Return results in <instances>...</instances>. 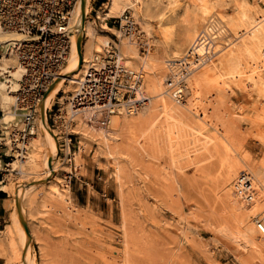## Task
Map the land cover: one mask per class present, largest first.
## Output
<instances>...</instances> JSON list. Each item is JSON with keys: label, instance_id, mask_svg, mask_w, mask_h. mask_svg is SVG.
<instances>
[{"label": "bare ground", "instance_id": "6f19581e", "mask_svg": "<svg viewBox=\"0 0 264 264\" xmlns=\"http://www.w3.org/2000/svg\"><path fill=\"white\" fill-rule=\"evenodd\" d=\"M89 1L78 0L73 12L72 51L61 76L53 82L40 104V137H31L27 144L22 141L12 146L14 155L23 156L22 152L26 150L32 173L41 168L44 171L42 177L22 183L16 189L17 210L12 213V223L0 237V248L7 246V264H17L18 260L19 264H35L32 249L35 230L25 217V204L35 201L33 192L45 184L46 179H51V184L43 194V205L48 206L49 200H54L79 211L73 205L70 180L54 181L60 168L65 172L71 170L73 160L78 168L83 167L82 153L90 143H98L113 161L118 179H122L123 174L118 157V142L122 137L156 147L164 146L173 169L183 171L204 163L213 150L215 154L224 150L223 161H227L231 153L241 150L237 139L241 133L237 116L241 115L238 110L245 108L243 103L235 107L228 104V89L232 92L248 90V95L254 97L252 107L258 112L257 120H252V128L264 129V0H184L183 25L187 29L179 41L175 40L177 25L167 23L168 12H153L149 0H108L105 3L107 10L100 15L101 26L117 33L120 42L92 25L88 17ZM166 1L170 11L176 10L183 2L157 0V5ZM127 11L144 27L140 39L108 26L110 18L122 17ZM232 38L239 41L229 43ZM22 39L20 34L7 31L0 25V52H4L0 59V109L4 111L0 128L20 127L23 122L21 113L12 108L23 70L10 49L13 42ZM112 43L119 47L125 66L142 74V91L149 101L138 112L120 109L103 122L105 125L97 126L101 121L98 113L86 111L79 114L75 118L74 130L81 135L79 148L73 151L68 147V161L61 167L57 162L60 150L57 130L49 126L47 110L66 83L79 86L89 69L100 66L97 59H101L104 45ZM142 44L148 49L145 54L141 51ZM154 44L165 48L173 46V53L164 52L160 56L153 52ZM225 46L230 48L226 50ZM216 51L220 55L214 64L210 59ZM182 83L185 84L183 90ZM180 92H185L187 98L183 95L180 98ZM63 107L70 111L69 103H63ZM75 123L68 125L62 121L60 128L69 130ZM259 132L264 140V130ZM183 160L188 165L184 166ZM4 165L0 159V170H5ZM22 172L28 171L22 169ZM256 178L251 179L250 187H242V194L236 200V227L226 220L215 223V226L234 244L236 251L249 252L253 259L264 264V234L257 225L258 219L264 216L261 214L264 213V172H257ZM2 189L7 191V185H2ZM243 201L248 203L245 210L241 207ZM124 243L125 252H128L129 239ZM47 253L46 245L41 244L43 261H46Z\"/></svg>", "mask_w": 264, "mask_h": 264}, {"label": "rangeland", "instance_id": "374dc122", "mask_svg": "<svg viewBox=\"0 0 264 264\" xmlns=\"http://www.w3.org/2000/svg\"><path fill=\"white\" fill-rule=\"evenodd\" d=\"M182 1L181 6L170 11L167 1L157 5V0H149L153 12L166 10L167 23L177 25L176 41L181 40L187 29L183 25ZM106 10L105 4L100 8L98 0H90L89 20L99 31L109 33L120 42L117 33L101 26L100 15ZM115 25L120 29L119 23ZM139 26L143 31L140 22ZM238 41L232 38L229 43ZM153 52L160 56L164 52L173 53V46L165 48L154 44ZM219 55L216 51L210 61L215 64ZM3 56L4 52H0V59ZM77 86L66 83L52 99L51 116L54 117L60 103L68 104ZM226 97L233 107L245 105L243 110H238L241 115L237 116L241 131L237 139L241 150L231 153L227 161H223L224 150L217 154L213 150L204 163L183 171L173 169L164 146L156 147L122 137L118 142V157L123 174L122 179H118L113 161L98 143H90L82 153L83 167L78 168L73 160L71 170L65 172L60 168L54 181L70 180L77 212L54 200H49L48 206L42 204L43 194L51 184V179H46L45 184L33 192L35 201L25 204V217L35 230L32 238L35 264H262L249 252L236 251L234 244L215 226L226 220L236 227L234 206L242 194V187H250L251 179L257 180L256 173L264 172V140L259 132L264 129L252 128V120H257L258 114L252 107L254 97L245 89L235 92L228 89ZM3 116L4 111L0 109V118ZM47 119L52 125L48 110ZM20 125L21 128L19 125L0 128V159H9L8 165L4 163V184L12 195L16 210L17 187L42 177L44 171L41 168L32 173L26 150H23V156H13L11 140L17 130L24 128L23 122ZM38 125L34 137L41 135L39 118ZM75 125L69 129L73 151L79 148L81 140V135L74 131ZM98 125L105 124L98 121ZM60 130L64 128L55 131L58 136L63 135ZM28 142L29 139L24 144ZM68 157L67 151L59 150L58 164L63 167ZM183 164L186 166L188 162L183 160ZM22 169L28 172L23 173ZM247 205L246 201L242 202L243 210ZM127 238L130 248L125 252ZM41 244L47 247L46 261H43Z\"/></svg>", "mask_w": 264, "mask_h": 264}, {"label": "built area", "instance_id": "2783aa9c", "mask_svg": "<svg viewBox=\"0 0 264 264\" xmlns=\"http://www.w3.org/2000/svg\"><path fill=\"white\" fill-rule=\"evenodd\" d=\"M77 4L78 0H0V25L23 37L10 47L23 70L13 109L23 116L24 128L13 134L14 145L37 135L40 104L69 61L74 35L71 20ZM111 19L119 23L127 36L134 39L143 36L130 12ZM141 50L145 54L147 48L142 45ZM100 58L97 59L100 66L87 71L68 100L70 111L60 103L53 117L52 109H48L52 120L49 125L54 130L60 129L62 121L68 125L75 123V118L86 111L100 114V120L106 122L122 108L138 112L149 101L142 91V74L125 66L117 44L104 45ZM180 94V98L186 96L185 92ZM60 133L63 134L58 136L60 152L67 151L71 148L72 133L66 128ZM257 225L264 234V216Z\"/></svg>", "mask_w": 264, "mask_h": 264}, {"label": "crops", "instance_id": "0c3cea01", "mask_svg": "<svg viewBox=\"0 0 264 264\" xmlns=\"http://www.w3.org/2000/svg\"><path fill=\"white\" fill-rule=\"evenodd\" d=\"M99 7L101 8V6ZM107 23L110 27H117L115 25L116 21L114 19L110 18ZM1 160L7 165L9 159L7 157H3ZM4 181L5 175L3 170H0V237L2 236L3 232L6 231L7 226L12 223V213L16 211V206L14 204L12 195L8 191L2 189V185H5ZM6 249L7 246L0 248V264H7L8 259L5 253Z\"/></svg>", "mask_w": 264, "mask_h": 264}, {"label": "trees", "instance_id": "16d2710c", "mask_svg": "<svg viewBox=\"0 0 264 264\" xmlns=\"http://www.w3.org/2000/svg\"><path fill=\"white\" fill-rule=\"evenodd\" d=\"M108 0H98V4L99 6H101L102 4L106 3Z\"/></svg>", "mask_w": 264, "mask_h": 264}]
</instances>
